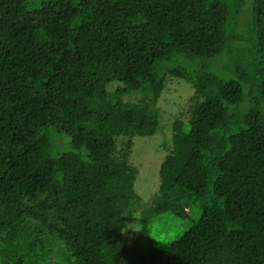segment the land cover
Returning <instances> with one entry per match:
<instances>
[{"label":"trees","instance_id":"16d2710c","mask_svg":"<svg viewBox=\"0 0 264 264\" xmlns=\"http://www.w3.org/2000/svg\"><path fill=\"white\" fill-rule=\"evenodd\" d=\"M181 82L157 198L126 243L133 138ZM194 204L181 235L151 237ZM111 256L264 264V0H0V264Z\"/></svg>","mask_w":264,"mask_h":264},{"label":"rangeland","instance_id":"374dc122","mask_svg":"<svg viewBox=\"0 0 264 264\" xmlns=\"http://www.w3.org/2000/svg\"><path fill=\"white\" fill-rule=\"evenodd\" d=\"M245 7L248 9V5ZM188 91L190 92V89L183 82L169 84L159 101L152 106V110L156 112L158 118L156 133L152 136H135L133 138L129 162L137 171L134 191L140 197L141 205L137 207L134 219L127 224V229L125 230L126 243L140 230V221L144 216V212L157 198L158 172L171 145V123L174 120V113L177 107L175 104H178V100L180 103H183L184 101L180 100V98L185 99V94ZM129 96L125 95L123 98L127 99ZM66 139L69 141L68 138ZM55 141H59L63 147L66 143L65 139L60 138H57ZM183 211H185L184 218L167 215L160 219V222L156 221L157 223L152 225L151 228V237L160 242L172 241L181 235L200 216L201 206L200 204L189 205ZM110 259L115 264H121L120 261H122L115 256H111ZM110 264L113 263L110 262Z\"/></svg>","mask_w":264,"mask_h":264}]
</instances>
